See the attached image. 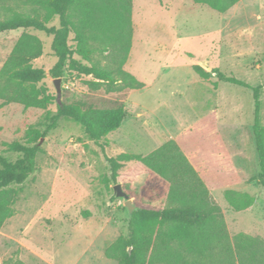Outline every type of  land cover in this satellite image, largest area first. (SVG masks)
<instances>
[{
	"label": "rangeland",
	"instance_id": "obj_1",
	"mask_svg": "<svg viewBox=\"0 0 264 264\" xmlns=\"http://www.w3.org/2000/svg\"><path fill=\"white\" fill-rule=\"evenodd\" d=\"M13 13L43 19L46 11L24 0L0 7V19ZM130 20V50L122 69L144 86L127 92L124 119L106 136L104 152L67 118L42 134L55 103L83 101L107 108L116 95L89 90L84 83L90 77L68 64L57 93L49 75L56 62L51 36L23 29L0 33V69L24 32L41 41L42 54L30 67L44 72L37 87L54 98L45 109L0 101V156L10 162L19 157L7 148L13 142L40 148L34 174L9 187L17 196L13 215L0 228V264H116L104 251L126 235L129 214L114 186L120 185L135 210H158L165 206L168 183L151 171L115 183L106 158L146 156L211 113L238 183L213 189L210 197L222 212L231 244L237 234L264 240V186L256 181L251 92L219 83L212 73L216 69L251 86L264 83V0H241L224 13L193 0H131ZM56 23L51 17L47 25ZM193 66L210 73L209 79H200ZM259 100L264 126V88ZM133 164L123 162L118 173ZM226 189L250 196L251 206L234 211L224 199Z\"/></svg>",
	"mask_w": 264,
	"mask_h": 264
},
{
	"label": "trees",
	"instance_id": "obj_2",
	"mask_svg": "<svg viewBox=\"0 0 264 264\" xmlns=\"http://www.w3.org/2000/svg\"><path fill=\"white\" fill-rule=\"evenodd\" d=\"M241 0H193L209 9L224 13ZM16 0H0L6 7ZM41 5L46 14L13 13L0 19V33L16 29L32 30L51 36V51L56 58L49 71L52 79H61L66 65L78 74L90 77L84 84L89 90L103 88L116 95L107 108H97L83 101L55 103V112L44 130L54 129L61 118L78 124L84 134L102 152L106 136L116 131L124 119L123 100L130 90H140L143 83L122 67L130 50L131 0H24ZM56 24L48 26L50 18ZM73 35L74 46L69 45ZM42 54L41 41L23 33L0 69V101L24 108L45 109L54 98L37 85L44 72L30 67ZM77 57L78 59L74 58ZM101 56L106 60L101 64ZM194 73L207 81L210 73L193 66ZM219 83L249 90L252 97V134L258 160L257 183L264 186V126L260 124V90L264 83L251 86L218 70L212 71ZM8 150L19 157L10 162L0 156V228L13 215L17 193L11 185L23 184L36 170L37 143L31 146L13 142ZM134 161L119 174L123 162ZM111 180L133 179L153 172L168 183L165 206L161 209H136L128 217L125 236L109 245L104 255L116 264H264V240L237 234L228 237L220 208L210 191L236 185L238 178L211 113L174 139L146 156L121 154L106 158ZM118 185V184H117ZM224 199L234 211L249 208L253 199L226 189ZM264 220V215H263Z\"/></svg>",
	"mask_w": 264,
	"mask_h": 264
},
{
	"label": "water",
	"instance_id": "obj_3",
	"mask_svg": "<svg viewBox=\"0 0 264 264\" xmlns=\"http://www.w3.org/2000/svg\"><path fill=\"white\" fill-rule=\"evenodd\" d=\"M57 93L59 92V84H60V79H56L53 82ZM114 192H115V196L117 198H122L124 199V207L127 209L128 214L130 215L135 209L134 207L131 205V201L128 199V196L122 191L120 185H115L114 186Z\"/></svg>",
	"mask_w": 264,
	"mask_h": 264
},
{
	"label": "crops",
	"instance_id": "obj_4",
	"mask_svg": "<svg viewBox=\"0 0 264 264\" xmlns=\"http://www.w3.org/2000/svg\"><path fill=\"white\" fill-rule=\"evenodd\" d=\"M161 145H162V144H161ZM159 146H160V145H159ZM159 146H158V147H159ZM158 147H157V148H158Z\"/></svg>",
	"mask_w": 264,
	"mask_h": 264
}]
</instances>
